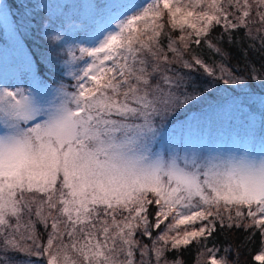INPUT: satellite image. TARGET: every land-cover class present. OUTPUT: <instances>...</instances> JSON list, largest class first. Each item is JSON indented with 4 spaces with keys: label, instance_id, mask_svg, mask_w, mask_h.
Instances as JSON below:
<instances>
[{
    "label": "snow or ice",
    "instance_id": "1",
    "mask_svg": "<svg viewBox=\"0 0 264 264\" xmlns=\"http://www.w3.org/2000/svg\"><path fill=\"white\" fill-rule=\"evenodd\" d=\"M257 240L264 264V0H0V264Z\"/></svg>",
    "mask_w": 264,
    "mask_h": 264
},
{
    "label": "trees",
    "instance_id": "2",
    "mask_svg": "<svg viewBox=\"0 0 264 264\" xmlns=\"http://www.w3.org/2000/svg\"><path fill=\"white\" fill-rule=\"evenodd\" d=\"M9 2H14V0H9ZM12 12L14 13L13 9ZM218 31L219 29H217V32ZM27 34L30 38V41L28 42V47L32 48L35 51H40V46H42V41L39 39L38 35L33 34L32 32H28ZM225 47H228V45H225ZM229 50L233 52L234 57L237 55L235 49L230 48ZM252 59L253 62L256 63L257 66H259V64L261 63L260 59L256 57H252ZM235 62L236 61L233 60V63ZM211 99L212 98L210 97V100ZM245 234L246 233H244L243 230H239V231L235 229L231 231L220 230L218 226V231L213 235V241L218 245H226L234 241L238 243L240 239H243V236ZM258 247H259V241L257 240L256 243L249 244L246 250H242L240 255L241 264H261L260 261L255 260V256L259 253L257 251ZM194 258H195L194 246H190L187 250L183 251V259L186 262V264H194ZM229 258L231 259V257Z\"/></svg>",
    "mask_w": 264,
    "mask_h": 264
},
{
    "label": "rangeland",
    "instance_id": "3",
    "mask_svg": "<svg viewBox=\"0 0 264 264\" xmlns=\"http://www.w3.org/2000/svg\"><path fill=\"white\" fill-rule=\"evenodd\" d=\"M16 10V11H15ZM13 11H14V13H18V11H17V9H15V8H13ZM20 13H18L17 15H19ZM30 41V38H29V36H28V34H27V36H26V38L23 40V43L28 47V42ZM39 227V226H38ZM163 227V226H162ZM259 254V253H258ZM257 254V255H258Z\"/></svg>",
    "mask_w": 264,
    "mask_h": 264
}]
</instances>
